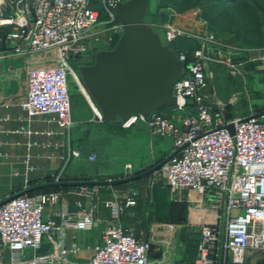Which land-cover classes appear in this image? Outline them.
Masks as SVG:
<instances>
[{
  "label": "built area",
  "instance_id": "2783aa9c",
  "mask_svg": "<svg viewBox=\"0 0 264 264\" xmlns=\"http://www.w3.org/2000/svg\"><path fill=\"white\" fill-rule=\"evenodd\" d=\"M1 4L0 27L7 28V38L15 42V55L53 51L56 58L53 66L27 71V97L21 108L29 118L51 117L60 133L69 132L75 124L69 83L77 81L70 60L85 55L99 40L96 26L111 27L122 36V23L113 25L121 1L102 0L103 21L90 0H1ZM163 28L170 41L186 38L199 44L191 61L185 53L179 56L187 69L173 86L176 105L169 108L184 115L182 123L157 110L149 117L132 115L120 121L121 127L142 123L154 135L171 139L169 155L176 154L161 168L165 186L172 195L185 192L199 197L191 200L188 223L198 230L196 256L191 262L170 264H244L248 251L264 252V115L231 119L225 105L216 104L207 93V65L224 58L219 49H210L221 45L214 34L170 21ZM226 65L237 74L231 59ZM262 67L264 72V55ZM229 123L234 124L233 135L225 128ZM35 146L38 143H29L28 149ZM71 158L81 159L80 151L70 148L66 160ZM60 197L55 190L25 194L0 206V264L151 263L152 243L140 240L135 229L122 222L123 214L137 205L138 191L113 192L104 201L111 215L93 256L84 262L68 258L78 248L65 246V231L91 228L95 209L71 212L64 206L45 218V210L58 204ZM46 239L52 250L43 253Z\"/></svg>",
  "mask_w": 264,
  "mask_h": 264
},
{
  "label": "rangeland",
  "instance_id": "374dc122",
  "mask_svg": "<svg viewBox=\"0 0 264 264\" xmlns=\"http://www.w3.org/2000/svg\"><path fill=\"white\" fill-rule=\"evenodd\" d=\"M120 1L127 11L130 9L138 11L142 7L145 8L138 23L137 41L144 45L156 60L171 61L175 59L182 62L179 58L181 53H185L191 58L199 47L198 42L193 39L168 40L163 28V25L168 21L194 32L202 30L215 35V39L222 46L211 45L210 49L211 51L215 48L219 49L222 53L221 57L224 58L221 59L222 62H210L207 65L209 75L207 93L216 104L225 105L227 117H236L233 110L237 103H235V107L230 108L231 104L227 102L233 98L232 95L235 93L234 90H237L236 87L247 88L249 92L252 91L255 94L257 86L259 96L263 94L264 0ZM90 2L92 7L99 11V14L105 16L102 0H90ZM14 6L15 4H12V7ZM1 8L0 0V10ZM10 13L9 9L7 14ZM116 23L121 24V21L117 18L113 25ZM102 30L104 31L102 32ZM94 31H101L99 40L95 41L85 55L70 60L71 68L77 79L76 82L69 83L72 120L75 124L69 132H66V135L71 148L80 151V160L83 161V166L80 165V167L72 163L75 158H71L67 162L68 166L61 173L53 177H46L36 182V185L50 182H108L124 179L152 169L173 152L171 139L154 135L152 130L142 123L123 131L110 126L120 123V120L119 118L114 120L105 115L87 84V78L91 73L101 69L103 61L115 49L121 35L115 33V29L108 26L105 28L96 26ZM116 39L118 41L114 44ZM7 53L1 60L4 65V69H0V75H4L1 81L13 84L14 89L22 94L26 89V74L30 68L56 64L53 51H41L22 56L15 55L8 49ZM228 59H231L233 68L238 70L237 74H231V67L226 65ZM182 63L183 71H185L187 65ZM87 97L98 114L95 113ZM161 114L168 119L175 117L178 124H181L184 118L182 113L173 112L171 109L163 110ZM117 143L118 145L120 143H141L142 145V152L137 156L131 155L130 163L119 158L120 165H126L129 171L127 174L117 173V170H113L114 160L118 156L112 154V146ZM9 181V175L2 177L0 186H6ZM153 183L158 184V234L154 236L150 229L130 226L135 229L137 237H139L137 232L143 230L148 232L146 236L148 241H151V238L158 239V256L176 252L181 257L179 261L193 260L197 253L198 230L188 225L189 206L192 199L198 200L199 197L197 195H192V197L185 192L172 195L165 186L161 168L142 178L143 190L149 186L153 187ZM123 185L59 187L61 189L55 191L61 193L59 203L70 204L78 211H89L92 208L95 209L98 204L104 205V201L109 199L113 192L123 191ZM131 190L138 191L139 198L141 197L140 189ZM126 213L122 216L123 224Z\"/></svg>",
  "mask_w": 264,
  "mask_h": 264
},
{
  "label": "crops",
  "instance_id": "0c3cea01",
  "mask_svg": "<svg viewBox=\"0 0 264 264\" xmlns=\"http://www.w3.org/2000/svg\"><path fill=\"white\" fill-rule=\"evenodd\" d=\"M6 30L7 28L0 27V69H4L1 60L5 58V54H8L7 50L12 51L15 45L14 41L7 38ZM192 57L188 56V60H191ZM3 76L0 75V181L2 177L7 175H9L10 181L6 186H0V201L23 190L25 186L31 188L36 185V182L61 173L68 166L66 159L68 150L71 148L66 133H60L51 117L29 118L21 108V103L27 97V77L26 89L22 94L14 89L13 84L1 81ZM236 89L232 95L233 98L227 100L231 104L230 108L237 103L233 110L236 117L231 119L246 118L264 112V92L259 96L257 86L255 87V94L252 91L249 92L247 88L236 87ZM238 93L239 96L236 97ZM87 98L89 99V97ZM89 102L92 108L98 112L90 99ZM47 133H51V135ZM29 143H38V146L28 149ZM141 146V143H120L119 145L117 143L113 145L112 154L118 156L114 160L113 170H117V173H129L126 165H120L118 160L120 158L130 163L131 155L137 156L142 152ZM28 155L29 161H27ZM72 163L83 166V161L80 159H75ZM131 189H140L141 197L136 207L127 211L124 224L150 229L152 235L156 236L158 234V184L153 187L149 186L144 190L142 179L123 185V190ZM64 206H67L71 212L78 211L72 205L61 202L53 207H48L44 212V217H52L60 212ZM110 215L108 208L102 203L98 204L95 208L94 224L91 228L86 230L67 229L65 231V246L69 250L74 246L78 248L76 253L68 255L70 260L84 262L93 256ZM147 233L139 230L137 232L138 238L147 241ZM54 237L56 238L58 235L56 234ZM155 239L151 238L152 242L150 241L152 243L150 264L183 262L179 261L181 257L176 252H168L158 256V239ZM51 250V244L46 239L41 252L46 253ZM245 264H264V252L248 251Z\"/></svg>",
  "mask_w": 264,
  "mask_h": 264
},
{
  "label": "water",
  "instance_id": "95a60500",
  "mask_svg": "<svg viewBox=\"0 0 264 264\" xmlns=\"http://www.w3.org/2000/svg\"><path fill=\"white\" fill-rule=\"evenodd\" d=\"M144 7L136 11H127L120 5L117 9L118 19L123 25V33L115 49L105 58L101 69L91 73L87 84L93 96L101 105L108 118L126 122L132 115L149 117L151 113L165 107H174L176 97L172 90L175 82L183 74V63L156 60L152 53L137 41L139 19ZM259 115H264V112ZM245 118L243 120H246ZM234 134V124L225 127ZM176 153L169 155L159 165L137 175L108 182H50L35 185L19 191L0 202V206L13 199L45 188L57 187H98L120 185L140 180L162 168Z\"/></svg>",
  "mask_w": 264,
  "mask_h": 264
},
{
  "label": "trees",
  "instance_id": "16d2710c",
  "mask_svg": "<svg viewBox=\"0 0 264 264\" xmlns=\"http://www.w3.org/2000/svg\"><path fill=\"white\" fill-rule=\"evenodd\" d=\"M94 8V7H93ZM95 9V8H94ZM118 18V17H117ZM106 19V17L105 16H103V15H101L100 14V17H99V21H102V20H105ZM118 41V39H116L115 40V42H114V44H116V42ZM170 110V108L169 107H165V108H162V109H160V110H158L160 113L163 111V110ZM230 118V117H229ZM113 129H121L122 131L124 130L122 127H121V124L120 123H117L116 125H110ZM120 176H121V174H120ZM35 186V185H34ZM59 189H61V188H59V187H57V188H45V189H42V190H38V191H33V192H30L29 193V195H35V194H37V193H42V192H49V191H53V190H59ZM194 260V259H193ZM193 260H190V261H188V262H191V261H193ZM245 264V263H244Z\"/></svg>",
  "mask_w": 264,
  "mask_h": 264
},
{
  "label": "bare ground",
  "instance_id": "6f19581e",
  "mask_svg": "<svg viewBox=\"0 0 264 264\" xmlns=\"http://www.w3.org/2000/svg\"><path fill=\"white\" fill-rule=\"evenodd\" d=\"M95 111V110H94ZM96 114H98V112L95 111Z\"/></svg>",
  "mask_w": 264,
  "mask_h": 264
}]
</instances>
